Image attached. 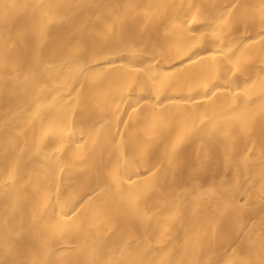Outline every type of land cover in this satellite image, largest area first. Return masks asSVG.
I'll return each mask as SVG.
<instances>
[{"label": "bare ground", "instance_id": "1", "mask_svg": "<svg viewBox=\"0 0 264 264\" xmlns=\"http://www.w3.org/2000/svg\"><path fill=\"white\" fill-rule=\"evenodd\" d=\"M0 264H264V0H0Z\"/></svg>", "mask_w": 264, "mask_h": 264}]
</instances>
